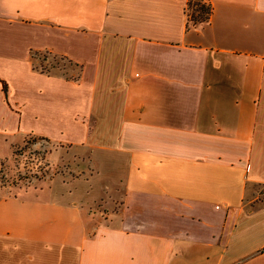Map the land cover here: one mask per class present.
Returning <instances> with one entry per match:
<instances>
[{
  "label": "crops",
  "instance_id": "1",
  "mask_svg": "<svg viewBox=\"0 0 264 264\" xmlns=\"http://www.w3.org/2000/svg\"><path fill=\"white\" fill-rule=\"evenodd\" d=\"M202 1L0 0V144L88 170L18 189L0 156V264H264V0Z\"/></svg>",
  "mask_w": 264,
  "mask_h": 264
},
{
  "label": "rangeland",
  "instance_id": "2",
  "mask_svg": "<svg viewBox=\"0 0 264 264\" xmlns=\"http://www.w3.org/2000/svg\"><path fill=\"white\" fill-rule=\"evenodd\" d=\"M193 15V12H190ZM34 63L37 66L43 64H56L57 60L47 53L35 55ZM61 67L68 69L71 66L64 60L60 61ZM65 68V70H66ZM12 150L7 145L0 144V156L9 157L5 160L2 171V184L16 188H28L39 185L40 183L49 184L58 176L70 174L80 190L88 187V170L76 172L72 171L70 165L65 164L76 159L74 149H60L51 141L43 137L28 135L20 143L13 142ZM61 151V152H60ZM83 178V179H81ZM69 182H72L69 180ZM103 189L99 192L103 198L111 194V189ZM109 186V185H107ZM103 208V207H102ZM107 211V210H106Z\"/></svg>",
  "mask_w": 264,
  "mask_h": 264
},
{
  "label": "trees",
  "instance_id": "3",
  "mask_svg": "<svg viewBox=\"0 0 264 264\" xmlns=\"http://www.w3.org/2000/svg\"><path fill=\"white\" fill-rule=\"evenodd\" d=\"M190 11L193 12L192 15V20L196 22H207L209 20L210 14H211V8L203 3L201 0H192V2L189 5ZM40 54V53H32V60L34 64V69L37 72H40L42 74H47V75H56V76H61L63 75L62 73H65L67 68L64 66L61 67L60 61L64 60L68 63L69 66H73V63L66 60L65 58L62 57H57L53 56L54 60H57L56 64H49V65H41L40 67L35 65L34 63V58L35 55ZM48 54V53H47ZM66 68V70H65ZM77 80V78L75 79ZM5 91H7L6 85H4Z\"/></svg>",
  "mask_w": 264,
  "mask_h": 264
},
{
  "label": "built area",
  "instance_id": "4",
  "mask_svg": "<svg viewBox=\"0 0 264 264\" xmlns=\"http://www.w3.org/2000/svg\"><path fill=\"white\" fill-rule=\"evenodd\" d=\"M202 1V0H201ZM263 193H264V188H263Z\"/></svg>",
  "mask_w": 264,
  "mask_h": 264
}]
</instances>
